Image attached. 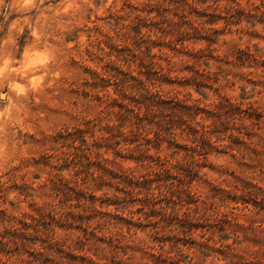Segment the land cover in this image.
<instances>
[{
	"label": "clouds",
	"instance_id": "9594fccd",
	"mask_svg": "<svg viewBox=\"0 0 264 264\" xmlns=\"http://www.w3.org/2000/svg\"><path fill=\"white\" fill-rule=\"evenodd\" d=\"M0 264H264V0H0Z\"/></svg>",
	"mask_w": 264,
	"mask_h": 264
}]
</instances>
